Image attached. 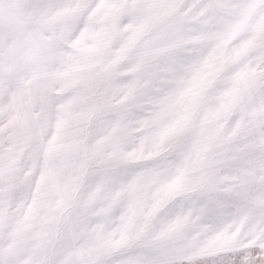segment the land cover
Returning a JSON list of instances; mask_svg holds the SVG:
<instances>
[{"label": "snow or ice", "instance_id": "snow-or-ice-1", "mask_svg": "<svg viewBox=\"0 0 264 264\" xmlns=\"http://www.w3.org/2000/svg\"><path fill=\"white\" fill-rule=\"evenodd\" d=\"M0 264H264V0H0Z\"/></svg>", "mask_w": 264, "mask_h": 264}]
</instances>
